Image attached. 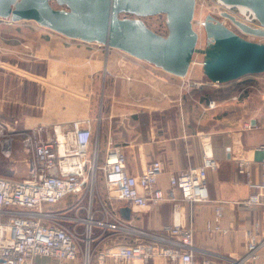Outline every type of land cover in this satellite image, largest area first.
I'll return each instance as SVG.
<instances>
[{
	"label": "crops",
	"instance_id": "crops-1",
	"mask_svg": "<svg viewBox=\"0 0 264 264\" xmlns=\"http://www.w3.org/2000/svg\"><path fill=\"white\" fill-rule=\"evenodd\" d=\"M203 76L195 65L180 78L119 49L71 39L38 24L9 21L6 29L0 24V120L13 136L0 142V150L25 154L21 141L32 128L92 117L93 143H99L102 160L110 147L119 146L134 175L162 160L159 185L166 188L171 174L202 164V137L209 134L219 162L208 173L210 201H180L177 209L194 230L201 249L197 260L203 254L206 264H232L245 253L256 223L264 234V153L257 150L264 143V74L224 84ZM23 157L14 159L12 169H22L20 178L29 175L32 164L24 166ZM240 158L252 161L253 187L238 173ZM256 193L262 203H243ZM217 207L226 232L206 229L208 221H218ZM173 210L172 203L163 202L124 215L132 228L159 232L173 221ZM84 259L83 253L77 260L39 256L34 264H84Z\"/></svg>",
	"mask_w": 264,
	"mask_h": 264
},
{
	"label": "built area",
	"instance_id": "built-area-1",
	"mask_svg": "<svg viewBox=\"0 0 264 264\" xmlns=\"http://www.w3.org/2000/svg\"><path fill=\"white\" fill-rule=\"evenodd\" d=\"M212 1L219 17L227 11L250 27L264 30L250 7ZM166 25L165 20V28ZM230 26L246 39L264 43V35L243 32L231 23ZM195 65L202 68V58L196 56L192 67ZM209 105L214 107L216 103L211 101ZM6 135L0 122V137ZM94 137L92 117L64 125H42L23 137V145L31 155L29 175H0V264H34L39 256L77 260L82 253L84 264H90L94 258L97 264H206L203 254L197 260L201 249L195 244L194 230L182 222L177 207L180 201H210L208 173L219 166L211 136L202 137V164L171 174L166 188L159 185L164 171L162 160L151 161L140 174L134 175L127 169V157L121 147H110L102 160ZM257 150L264 153V143ZM237 162L238 173L253 187L252 161L240 158ZM98 170L103 172L109 190L105 196L94 192ZM88 191L90 198L85 206ZM260 193L243 203H262ZM163 202L173 204L174 216L159 232L132 228L131 221L126 220V211L132 214L134 209L143 210ZM216 215L218 221H208L206 229L226 232L219 223L223 216L221 207L216 208ZM248 234L245 253L232 264H264V234H260L259 225L256 223V231Z\"/></svg>",
	"mask_w": 264,
	"mask_h": 264
},
{
	"label": "water",
	"instance_id": "water-1",
	"mask_svg": "<svg viewBox=\"0 0 264 264\" xmlns=\"http://www.w3.org/2000/svg\"><path fill=\"white\" fill-rule=\"evenodd\" d=\"M250 7L264 25V0H221ZM56 3L57 6L54 5ZM197 0H0V19L31 20L61 35L119 49L163 71L186 78L196 56L209 81L224 84L264 73V43L243 32L264 35L227 11L202 21L206 42L199 46ZM164 14L167 34L150 28L144 17ZM129 15V16H126Z\"/></svg>",
	"mask_w": 264,
	"mask_h": 264
},
{
	"label": "rangeland",
	"instance_id": "rangeland-1",
	"mask_svg": "<svg viewBox=\"0 0 264 264\" xmlns=\"http://www.w3.org/2000/svg\"><path fill=\"white\" fill-rule=\"evenodd\" d=\"M54 5L57 6L56 3H54ZM207 14H213V15H216L219 17V15H217V13H216L215 7H213V1L212 0H199L198 4H197L196 16H195V27L199 31V33H201L200 39H199V46H203L205 44L206 37H205L203 26L200 23L204 20V18ZM126 16H129V15H126ZM144 20L146 21L148 26L150 28H152L153 30H155L156 32H158L160 34H167V32H168L167 25H166V28L164 27V21L166 20V16L164 14L147 16V17H144ZM24 21L29 22V23H33V24H38L37 22L31 21V20H24ZM7 22H9V20L0 19V24L2 25L3 29H6V23ZM226 22L228 25H230V22L228 20H226ZM1 50H2V48H1ZM197 57L200 60L202 58L201 55H199ZM196 69H197V67L195 68L194 72L196 71ZM259 74H264V73H259ZM256 75H258V74H256ZM203 78H204V80H208L205 75L203 76ZM191 84L193 86L195 85L194 83H191ZM0 122L4 125V131L8 132V130L5 126V123H4L5 121L0 120ZM12 137L13 136H11L10 134L6 135L5 137L2 136V137H0V142H3V139H8V138H12ZM22 143H23V141H21V144ZM26 152H25V154L21 151L18 154L15 153L13 155H11V154L5 155L0 150V175L5 176V177L18 176V174L21 173L22 169L16 168V171H18V173L16 175V171L12 170L13 168L15 169L14 159L19 158V157L22 158L24 156L22 164L24 165L25 163H27L26 165H28V163H29L28 161L31 160V158H30L31 155L28 152L27 153ZM102 156H103V153L100 150V158H102ZM26 165H24V166H26ZM94 192L96 195H101V196H105L106 193L109 192V190L106 186V183H105L104 174L101 170L97 171V177H96V180L94 182ZM89 198H90V191L87 192V194L84 198V201H83V205L87 206ZM82 214L85 215V211ZM90 264H92V262Z\"/></svg>",
	"mask_w": 264,
	"mask_h": 264
},
{
	"label": "trees",
	"instance_id": "trees-1",
	"mask_svg": "<svg viewBox=\"0 0 264 264\" xmlns=\"http://www.w3.org/2000/svg\"><path fill=\"white\" fill-rule=\"evenodd\" d=\"M251 76H253V75L245 76L243 79H247V78H249V77H251Z\"/></svg>",
	"mask_w": 264,
	"mask_h": 264
},
{
	"label": "bare ground",
	"instance_id": "bare-ground-1",
	"mask_svg": "<svg viewBox=\"0 0 264 264\" xmlns=\"http://www.w3.org/2000/svg\"><path fill=\"white\" fill-rule=\"evenodd\" d=\"M4 141H5V140H4ZM4 141H3V142H4Z\"/></svg>",
	"mask_w": 264,
	"mask_h": 264
}]
</instances>
